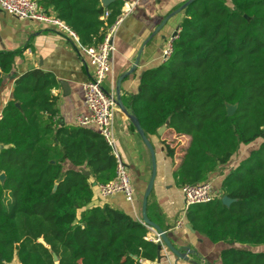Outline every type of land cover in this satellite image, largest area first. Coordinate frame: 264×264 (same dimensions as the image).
<instances>
[{"label": "trees", "instance_id": "trees-1", "mask_svg": "<svg viewBox=\"0 0 264 264\" xmlns=\"http://www.w3.org/2000/svg\"><path fill=\"white\" fill-rule=\"evenodd\" d=\"M38 2L56 12L83 47L103 42L124 4ZM15 57L0 52V89ZM58 87L53 74L30 70L17 78L3 109L0 264L157 262L159 244L146 240L142 222L109 204L92 205L97 187L115 178L117 160L94 127L60 122L52 92ZM130 104L149 140L165 125L190 138L175 172L181 189L208 181L243 147L261 141L223 181V196L234 202L193 205L185 219L214 244L264 247V0L190 4L171 58L145 72ZM228 106L237 107L233 116ZM165 146L174 158L176 148ZM221 261L264 264V251L231 247Z\"/></svg>", "mask_w": 264, "mask_h": 264}, {"label": "crops", "instance_id": "crops-1", "mask_svg": "<svg viewBox=\"0 0 264 264\" xmlns=\"http://www.w3.org/2000/svg\"><path fill=\"white\" fill-rule=\"evenodd\" d=\"M187 1L189 0H142L135 14L122 22L114 40L116 47L114 70L105 82L109 89L114 86L116 91L119 77L131 69L144 43L169 14ZM184 18L185 11L168 21L145 47L138 71L122 83L123 104L130 114H132L130 101L138 95L143 75L148 69L162 64L161 57L167 41L180 29ZM0 52L16 53L13 70L4 78L0 89V110H3L12 99L17 78L30 70L39 69L53 74L59 82V87L52 92L58 97V118L63 125H76L79 115L88 114L84 85L93 76L94 67L91 66L87 55L65 35L44 24L19 20L0 10ZM62 83H66L65 87ZM114 127L117 150L129 169L136 194L135 201L133 204L128 203L122 195L103 200L97 188L92 205L109 204L112 208L122 210L143 223L142 202L152 175L151 155L136 128L120 108L116 113ZM150 140L156 150L158 173L156 188L148 202V216L168 233L175 247L178 249L189 247L193 251V254L188 255L189 261H185L172 255L167 247L163 246L161 264H222L221 255L225 250L231 247L250 250L251 247L239 244L234 246L226 242L214 244L198 232L193 233L187 229L186 204L175 179V172L180 158L189 146L190 138L177 135L166 126L163 135L152 136ZM164 143L176 148L174 158L168 157ZM244 148L246 147L241 149V154ZM247 155L244 157L236 155L229 164L219 167L210 175L212 185L219 186V194L214 193L216 198L224 197L222 187L224 179ZM65 166L66 169L72 167L69 162ZM181 221L183 227H177ZM146 264L154 263L147 261Z\"/></svg>", "mask_w": 264, "mask_h": 264}, {"label": "built area", "instance_id": "built-area-1", "mask_svg": "<svg viewBox=\"0 0 264 264\" xmlns=\"http://www.w3.org/2000/svg\"><path fill=\"white\" fill-rule=\"evenodd\" d=\"M141 1H124L120 15L117 17L115 23L108 27L103 42L95 46L83 47L79 36L66 22L60 19L53 11L43 8L38 0H0V10L3 12L19 20L38 22L54 29L70 39L89 58L91 66L94 67V74L84 85L85 105L88 114L79 115L76 119V124L82 127H94L104 137L117 160L115 178L109 183L97 187L100 198L109 200L117 195H122L126 202L131 204L135 201V189L132 185L129 169L118 153L115 137L114 126L118 110L116 91L114 86L106 90L104 84L107 77L114 70L116 54L114 40L118 28L126 18L135 14ZM109 15L110 11L106 10L101 19L106 21ZM179 33L180 29L167 41L166 48L161 57L162 64L171 58L173 45ZM3 118V110H0V123L3 121ZM181 191L186 204V212L193 205L207 204L216 198L211 180L198 185H186ZM177 227H183V221L178 222ZM147 229L149 233L146 240L164 246L161 236L154 233L149 227Z\"/></svg>", "mask_w": 264, "mask_h": 264}, {"label": "water", "instance_id": "water-1", "mask_svg": "<svg viewBox=\"0 0 264 264\" xmlns=\"http://www.w3.org/2000/svg\"><path fill=\"white\" fill-rule=\"evenodd\" d=\"M100 1H101V4L104 8H108L112 3L116 2L117 0H108L106 3H104L102 0H100ZM195 1L196 0L187 1L184 5H182L180 8H178L177 10H175L174 12L169 14L162 21L161 25L156 29V31L153 33V35L144 43V45L140 49V51L137 55V58H136L134 64L132 65L131 69H129V71H127L126 73H124L123 75H121L119 77L118 82H117V89H116L118 108H120L121 111L130 119L132 125L136 128L137 133L139 134V136L141 137V139L145 143L146 147L148 148L150 155H151V159H152V175H151V178L149 180L147 189H146L144 197H143V202H142L143 224L146 228L149 227L152 231H154V233H157L161 236V239L163 241L164 246L167 247V249L171 252L172 255H174L175 257H177L181 260H185V261H189L188 255L193 254V251H191V249L189 247L186 249H178L177 247H175V245L172 243L168 233L166 231H164L159 225H157L156 223L151 221L149 216H148V202H149V198H150V196L154 190L155 181H156L157 173H158L157 172L158 166H157L156 150H155L152 142L149 140V138L145 134V131L143 130L141 123L138 120V118L135 115L130 114L126 110V108L123 104L122 96H121V87H122V83L125 80H127L129 77L133 76L138 71V68H139L140 62H141V58H142V54L144 52L145 47L163 29V27L168 23V21L170 19H172L175 16L184 12L186 10V8ZM1 77H2V74L0 72V78ZM62 85L65 87L66 83H62ZM17 106L20 107V105H17ZM236 110H237L236 106H228V108H227L228 116H233L235 114ZM166 126H168V125H165L164 127L159 129L158 135H163ZM5 179H6L5 174L0 175V181L1 182H4ZM95 186H97V185H95ZM222 201H223L224 205H227V206L231 205L234 202L233 200H231L227 196L223 197ZM186 227L188 230L195 233V230L193 229V227L190 224H187ZM162 249H163V245L159 244L158 245V261H157L158 264H161V262L163 260V256L161 255ZM55 260L58 261L57 257H55Z\"/></svg>", "mask_w": 264, "mask_h": 264}, {"label": "rangeland", "instance_id": "rangeland-1", "mask_svg": "<svg viewBox=\"0 0 264 264\" xmlns=\"http://www.w3.org/2000/svg\"><path fill=\"white\" fill-rule=\"evenodd\" d=\"M227 2H228V4H230V0H227ZM104 87H105L106 90L109 89V87L107 86V84H104ZM260 143H261V141H258L256 144H253V145H250V146H246V148H244V149L242 150V154L239 152L240 156H241V157H244V155H247L248 152L250 153L251 150L257 148L258 145H259ZM247 151H248V152H247ZM245 152H247V153H246V154H243V153H245ZM249 153H248V155H249ZM239 154H238V155H239ZM156 184H157V179H156V181H155V187H154V189L156 188ZM132 185H133V184H132ZM133 187H134V186H133ZM213 192H214V193L217 192V194H219V186H217V185L214 186V185H213ZM151 198H152V197H151ZM250 247H251L250 250H252V251H254V252L264 251V247H252V246H248V248H250ZM11 264H20V263H19V261H18L17 259H15V260L13 261V263H11Z\"/></svg>", "mask_w": 264, "mask_h": 264}, {"label": "bare ground", "instance_id": "bare-ground-1", "mask_svg": "<svg viewBox=\"0 0 264 264\" xmlns=\"http://www.w3.org/2000/svg\"><path fill=\"white\" fill-rule=\"evenodd\" d=\"M104 1V3H106L108 0H103Z\"/></svg>", "mask_w": 264, "mask_h": 264}]
</instances>
